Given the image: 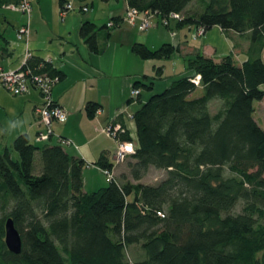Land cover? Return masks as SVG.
Here are the masks:
<instances>
[{"label": "trees", "instance_id": "16d2710c", "mask_svg": "<svg viewBox=\"0 0 264 264\" xmlns=\"http://www.w3.org/2000/svg\"><path fill=\"white\" fill-rule=\"evenodd\" d=\"M126 1L159 18L179 13L167 26L171 33L219 26L251 43L264 37V0H203L192 11V0ZM98 29L91 22L80 27L95 53ZM131 49L142 59H162L176 47ZM40 63L27 61L33 69ZM188 68L133 113L135 137L122 125L117 136L135 146L128 172L92 192L83 191L85 161L59 140L37 145L21 134L11 149H0V264H264V130L253 118V102L264 97V61L251 57L237 66L231 55H196ZM196 74L203 92L191 98ZM142 87L150 88L135 81L133 88ZM99 107L89 102L86 115ZM94 164L113 171L104 156ZM151 168L165 178L132 183ZM7 218L20 233L19 254L5 246Z\"/></svg>", "mask_w": 264, "mask_h": 264}, {"label": "crops", "instance_id": "0c3cea01", "mask_svg": "<svg viewBox=\"0 0 264 264\" xmlns=\"http://www.w3.org/2000/svg\"><path fill=\"white\" fill-rule=\"evenodd\" d=\"M15 1L0 0V67L4 70L20 67L26 53L47 62L59 77L51 92L53 103L63 107L68 117L65 122H53V134L47 140L38 141L37 135L45 132L35 113L41 103L40 94L32 90L12 95L0 84V149H11L21 134L37 145L59 144V136L69 139L71 144L63 146L65 151L85 161L84 192H90L87 187L91 183L86 171L94 168L103 174L94 164L101 156L113 165V173L118 177L125 171H121V163H115L114 140L101 129L112 122L119 123L126 127L128 135L135 137L133 113L151 95L163 92L175 77L190 73L189 58L202 55L216 61L231 55L237 66L251 57L258 56L264 61V37L251 43L245 35L222 31L219 26L202 36L195 35L194 27L186 26L173 36L168 27L159 25L157 16L152 18L150 28L142 30L123 20L126 0H30L29 34L18 39L17 30L27 18L22 12L6 7ZM65 3H70L72 9L64 8ZM84 6L88 9L83 11ZM114 19L116 23L108 26ZM85 22L100 28L97 53L89 49L80 35V27ZM134 43H143L150 49L173 43L176 49L166 58L142 59L131 49ZM156 68L162 69L161 75L155 76ZM141 79L150 88H140L138 98L133 101L131 90L135 81ZM196 89L203 92L200 86ZM194 93L189 97L193 98ZM89 102L100 105L92 117L85 111ZM253 108V118L264 130V97L254 101ZM95 185L99 184L92 182L90 188ZM131 198L132 195L128 197Z\"/></svg>", "mask_w": 264, "mask_h": 264}, {"label": "built area", "instance_id": "2783aa9c", "mask_svg": "<svg viewBox=\"0 0 264 264\" xmlns=\"http://www.w3.org/2000/svg\"><path fill=\"white\" fill-rule=\"evenodd\" d=\"M7 8L22 12L27 16V21L25 24L21 25L17 30V38H27L29 34V17L31 13V3L30 0H16L15 2L8 3ZM64 8L67 10L72 9L70 3H65ZM88 7L84 6L82 10H87ZM123 20L131 25H137L142 30L150 28V25L153 24L152 18L157 16L155 13L150 11H140L133 7L127 5L125 13L123 15ZM158 17V16H157ZM159 18V17H158ZM181 15L179 13L171 12L167 17H160L159 22L163 26H168L171 20H180ZM113 21L108 22V26H112ZM204 34L203 28H197L195 35L202 36ZM172 35L175 36V31H172ZM30 54L26 53L23 63L18 68H9L4 70L0 67V84L12 95H21L28 93L32 90L37 91L40 94L41 103L36 108V113L39 118L40 123L45 127V132H40L37 135V140L42 141L48 139L50 135L53 134L52 123L53 122H65L68 113L67 111L56 104L53 103L51 92L54 84L58 81L59 77L55 74H50L45 71V65H48L47 62L40 63L37 69H33L27 65V61L30 58ZM200 75L196 74L192 81L195 85L200 84ZM132 100H135L139 94L140 89L133 88L131 90ZM125 131L124 127L119 123H111L108 126L101 129L106 136L114 139L115 142V151L114 158L115 163H122L127 156L132 155L135 151L134 143L127 140H121L119 133ZM58 140L64 144L69 145L71 141L66 138L58 137ZM104 176L105 180L112 181L113 171L109 169H100Z\"/></svg>", "mask_w": 264, "mask_h": 264}, {"label": "rangeland", "instance_id": "374dc122", "mask_svg": "<svg viewBox=\"0 0 264 264\" xmlns=\"http://www.w3.org/2000/svg\"><path fill=\"white\" fill-rule=\"evenodd\" d=\"M202 1L203 0H192L191 5L189 6V9L192 11V9L193 10H197V9L201 8V6L203 4ZM26 18H27V16H26ZM159 25H161V24H159ZM198 86H200V84ZM201 94H202L201 91L196 89L193 97H196V96L201 95ZM217 105H218L217 102H214V103L211 104L212 112H216ZM133 135H134V133H133ZM128 161H129V159H126L120 165V168L122 169L121 171L125 170V171H123V173H127L128 172V168L126 167ZM84 170H87V169H84ZM113 174L115 175V173H113ZM85 175L88 177L89 181H91V183L89 182V186L87 187V189H89L90 192H92V190H96L97 188H99V186H102L103 183L104 184L107 183L106 180H105L104 174L100 173L98 169L91 168L89 171L85 172ZM115 176L118 179V176L117 175H115ZM163 178H165V171L160 170V169H152L151 168L148 171V173L145 174V176L141 180H138V181H136V180L133 181L132 180V183L135 184L137 182H140V183H143V184H146V183H148V184H156V182L160 181ZM92 182H95L96 184H99V185H95V187L90 188ZM236 207H237L236 208L237 211H239L240 208H241L239 204Z\"/></svg>", "mask_w": 264, "mask_h": 264}, {"label": "water", "instance_id": "95a60500", "mask_svg": "<svg viewBox=\"0 0 264 264\" xmlns=\"http://www.w3.org/2000/svg\"><path fill=\"white\" fill-rule=\"evenodd\" d=\"M4 243L7 250L13 254H19L22 250L20 233L11 218L4 221Z\"/></svg>", "mask_w": 264, "mask_h": 264}]
</instances>
